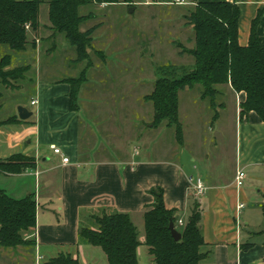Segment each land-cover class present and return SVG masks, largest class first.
I'll list each match as a JSON object with an SVG mask.
<instances>
[{
    "label": "crops",
    "instance_id": "0c3cea01",
    "mask_svg": "<svg viewBox=\"0 0 264 264\" xmlns=\"http://www.w3.org/2000/svg\"><path fill=\"white\" fill-rule=\"evenodd\" d=\"M227 1L239 7V44L247 45L252 22L258 16L257 33L264 47V0ZM37 55L38 51L35 52L36 61ZM35 76L31 81L35 84L30 99L33 109L27 108L32 115L23 122L0 124V163L15 155L34 161V167L17 173L0 171V189L15 199L27 195L34 197L36 220L38 216L42 219V225L38 228L36 225L32 231L36 244L30 254L35 264L39 256L49 254L48 258H51L62 252L41 245L44 230L68 226L71 230L68 243L74 245L77 231L81 232L82 213L93 216L114 210L128 213L131 220L133 213L143 216L153 201L149 189L155 186L163 189L165 207L176 209V215L183 222L191 205L199 203L200 227L205 242L203 251L207 255L197 264H264V227L250 225L248 209L251 203L254 207L264 204V121L254 111L240 116L239 105L245 99L244 93L234 91L230 84L219 86V95L224 96L225 91L235 102L233 128H229L234 145L224 171L226 166L219 154H224L221 141L224 142L228 128H220L218 111L211 117L202 118L200 106L192 99L188 101L189 113L182 115L179 92L189 88L178 92L180 143L173 126L162 123L152 127L148 123L137 134L132 128H114L106 123V115H102L99 108L98 111L95 109L96 123L85 125L79 116L82 107L78 97L87 82L86 76L79 88L77 110L69 107L68 77L44 80L39 72ZM199 99L204 101L206 98H201L199 93ZM215 100L209 102L211 109L217 106ZM218 106L223 107L224 102ZM14 116L18 118L17 112L10 117ZM205 128L213 135L206 134ZM132 141L138 145H132ZM52 144L68 158L66 163L62 162L61 155L53 152ZM238 169L245 172L241 187L234 182ZM189 177L201 178L206 187L203 196L196 198L192 194ZM241 202L244 206L238 211ZM44 240L54 245L67 243L61 235L54 242ZM23 247L26 245L0 246V257L11 252V259L20 258L23 254L19 255V248ZM66 252L74 255L75 249Z\"/></svg>",
    "mask_w": 264,
    "mask_h": 264
},
{
    "label": "trees",
    "instance_id": "16d2710c",
    "mask_svg": "<svg viewBox=\"0 0 264 264\" xmlns=\"http://www.w3.org/2000/svg\"><path fill=\"white\" fill-rule=\"evenodd\" d=\"M127 0H124L126 2ZM120 0H0V86L18 81L29 70V65L11 66V54H2L1 45L24 52L29 45L28 30L36 32L40 27L39 7L48 4V19L76 52V60L89 62L91 50L90 30L80 31L86 17L78 14V8L88 3L113 4ZM194 2V0H189ZM193 30L194 46L184 49L194 61L192 65H167L158 69L159 75L151 93L144 100L153 107L152 127L162 123L175 127L176 138L182 142V128L178 120V92L181 89L201 86V98L214 100L219 86L230 84L234 91L242 92L240 116L254 111L264 121V47L257 33L258 16L253 20L247 45L238 42L239 7L227 0H201L185 16ZM100 57L103 55L99 54ZM88 67L90 64L88 63ZM85 67L81 74L69 78L70 109L77 110V97L85 80ZM177 71H182L178 75ZM170 72V73H169ZM171 74V75H169ZM2 92H0V98ZM17 116L2 123L23 122ZM34 167V161L23 155H15L0 163V171L17 173ZM153 201L143 213L144 244L155 264H197L206 257L200 227L201 211L198 202L191 205L189 215L178 226L176 209L165 207L163 189H149ZM264 215V204L261 206ZM36 203L32 195L15 199L0 189V246L15 248L30 245L34 240L26 238L36 226ZM94 229L82 228L80 236L93 246L100 247L108 264H138L137 247L140 242L137 230L128 213L103 212L94 218ZM173 221L181 238L175 241L168 228ZM42 264H82L69 252H60Z\"/></svg>",
    "mask_w": 264,
    "mask_h": 264
},
{
    "label": "rangeland",
    "instance_id": "374dc122",
    "mask_svg": "<svg viewBox=\"0 0 264 264\" xmlns=\"http://www.w3.org/2000/svg\"><path fill=\"white\" fill-rule=\"evenodd\" d=\"M176 1L127 0L124 2V0H120L119 3L113 4L88 3L80 6L78 14L86 17V20L79 29L80 31L90 30L92 47L89 50V62L76 60L74 47L62 35L57 34L48 19V4L42 3L39 7L40 27L36 32L28 30L30 43L27 50L17 52L11 50L7 45H1V53L12 56L11 66L29 65L30 68L24 73L22 79L11 81L8 87L0 86V92H2L0 121L6 120L17 112L19 105L32 111L30 99L34 95L35 84L31 81L35 80L37 72L44 80L74 78L78 77L82 69L88 67L89 63L91 68H87L88 72L84 73L87 82L81 87L78 97V104L82 107L79 116L83 124L94 125L96 123L95 109L99 108V112L106 115L105 122H109V125L114 128L129 127L133 132L135 130V133L139 134L153 120L152 104L149 101H144L142 96L153 90L155 79L159 76L157 75L158 69L170 64L192 65L194 61L192 56L184 52V49L194 46L193 30L187 25L185 16L201 0H194L191 4H178ZM36 51H38L37 57H39L37 61L35 60ZM99 54L103 57H100ZM177 73L179 76L183 74L182 71H177ZM200 91L201 86L195 85L191 89L179 92L181 112L184 116L189 113L187 110L189 99L200 106L202 118L206 115L211 117L215 111L219 112L220 128H228V133L223 138L224 142L221 141V149L224 150V154H219L221 161L226 166L224 167L225 171L227 163L231 159L230 154L234 145L229 128H233L235 102L231 95L223 91L224 96L215 97L217 106L214 107L215 109H211L209 107L211 99L206 98L204 101H200ZM221 102H224L223 107L218 106ZM109 113L111 114L109 115ZM214 128L219 129L218 126H214ZM206 134L213 135L208 130ZM132 142V145H138V142ZM209 145L211 142L208 143L210 150L211 146L209 147ZM252 204L248 205L249 217L252 221L250 225L264 227L261 206L254 207ZM96 214L88 216L86 212L82 213L79 230L82 228L94 229L96 227L94 218L101 216L99 212ZM132 220L140 242L137 247L138 264H155L144 244L143 216L140 213H133ZM36 225L37 228L42 225V219L40 220L39 216ZM176 228L179 227L176 226ZM70 231L68 226L59 227L57 230L46 229L43 231L45 239H51L54 242V239L61 235L67 243L54 245L51 242L46 243L42 237L41 245L55 252L75 249L74 255L82 264H108L102 249L86 243L78 231L74 245L68 243V240L71 239ZM26 238L34 240L33 232L27 233ZM58 241L64 243L63 240ZM34 242L19 248V255H23H20V258L15 257V260L11 259V252L1 254L0 264H35L34 257L30 254L32 246L36 244ZM48 257L49 254L41 257L39 264L46 261Z\"/></svg>",
    "mask_w": 264,
    "mask_h": 264
},
{
    "label": "built area",
    "instance_id": "2783aa9c",
    "mask_svg": "<svg viewBox=\"0 0 264 264\" xmlns=\"http://www.w3.org/2000/svg\"><path fill=\"white\" fill-rule=\"evenodd\" d=\"M176 3H178V4H186V2L184 0H177ZM31 103L34 104L35 101H32ZM50 147H51V149L53 150V152L55 154H59V155L62 156L61 159H62L63 163H66L68 161V158L66 156L62 155V152H61L60 148L56 147L53 144ZM244 178H245V172L242 169H238L237 172H236V175H235V180H234L235 185L237 187H241L243 185ZM188 181L190 183V188H191L192 194L196 198H199V197L203 196L206 187H205L204 183L202 182L201 178L200 177H196V178L189 177ZM243 206H244L243 202L239 203L238 211L241 210L243 208ZM177 225L178 226H183V220L178 219ZM41 257L42 256L38 257L36 264H39V260L41 259Z\"/></svg>",
    "mask_w": 264,
    "mask_h": 264
},
{
    "label": "water",
    "instance_id": "95a60500",
    "mask_svg": "<svg viewBox=\"0 0 264 264\" xmlns=\"http://www.w3.org/2000/svg\"><path fill=\"white\" fill-rule=\"evenodd\" d=\"M17 115L20 120H27L32 115V112L24 106L19 105L17 107ZM168 228L171 232L173 239L175 241H178L181 238V233L176 229L173 221L169 222Z\"/></svg>",
    "mask_w": 264,
    "mask_h": 264
}]
</instances>
